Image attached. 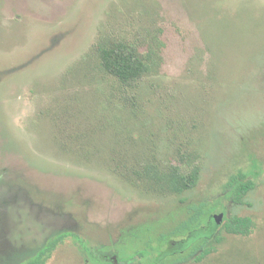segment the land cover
I'll return each mask as SVG.
<instances>
[{
	"label": "rangeland",
	"instance_id": "rangeland-1",
	"mask_svg": "<svg viewBox=\"0 0 264 264\" xmlns=\"http://www.w3.org/2000/svg\"><path fill=\"white\" fill-rule=\"evenodd\" d=\"M117 39L156 61L137 86L98 67L95 46ZM185 158L199 176L181 194L133 173ZM238 174L254 183L244 204L224 193ZM197 202L215 210L207 232L220 209L255 228L188 264H264V0H0V264L62 230L91 247L155 236ZM78 245L45 264H90Z\"/></svg>",
	"mask_w": 264,
	"mask_h": 264
},
{
	"label": "trees",
	"instance_id": "trees-1",
	"mask_svg": "<svg viewBox=\"0 0 264 264\" xmlns=\"http://www.w3.org/2000/svg\"><path fill=\"white\" fill-rule=\"evenodd\" d=\"M98 53V67L105 74L113 77L116 83L125 89L137 86L147 74L155 71L156 61L151 55L143 54L138 46L122 40H105L95 46ZM127 100V99H125ZM125 105V104H123ZM184 154V153H183ZM187 155H189L187 153ZM194 154L190 155L193 157ZM140 169L133 173L144 182L157 185L169 193L181 194L196 185L199 167L194 159H181L178 163L161 165L156 161L141 163ZM245 175L231 176L225 189V197L232 204H244L245 196L253 188V181L245 179ZM207 202L192 203L187 206L186 217L166 230L161 228L158 234L150 236V227L136 226L122 228L117 238L109 245L89 246L81 236L73 231L62 230L49 236L40 247L15 260V264H45L52 252L63 240L72 236L79 243V252L90 261V264H109L105 254L109 249L118 255L119 264H188L202 262L209 255L218 251L219 245L226 234L248 237L255 228L253 219L248 216L228 214L227 209H220L222 224L216 226L213 232H207L208 216L215 210ZM227 207V206H225ZM142 229L145 234L139 233ZM194 240L188 245L187 239ZM176 239H179L176 241ZM130 242L141 243L143 247L132 255L124 257L123 246ZM180 243L182 245H176ZM83 245V249L81 246ZM181 246V247H180ZM184 246L183 249H181ZM166 248V259L156 260L157 256ZM112 262V261H111Z\"/></svg>",
	"mask_w": 264,
	"mask_h": 264
},
{
	"label": "flooded vegetation",
	"instance_id": "flooded-vegetation-1",
	"mask_svg": "<svg viewBox=\"0 0 264 264\" xmlns=\"http://www.w3.org/2000/svg\"><path fill=\"white\" fill-rule=\"evenodd\" d=\"M195 238V237H194ZM176 245H182V244H180V243H176ZM181 247V246H180ZM184 247H182L181 249H183ZM167 250H166V248L164 249V251L162 252V253H160L158 256H157V259L156 260H158V261H160V260H163V259H166V255H167V252H166ZM110 253H106L104 256H105V259H107L108 261H110V263H115V262H111L112 260L111 259H113V256L114 255H116L117 256V264H119V262H118V255L117 254H113L112 253V255L110 254ZM160 259V260H159Z\"/></svg>",
	"mask_w": 264,
	"mask_h": 264
},
{
	"label": "water",
	"instance_id": "water-1",
	"mask_svg": "<svg viewBox=\"0 0 264 264\" xmlns=\"http://www.w3.org/2000/svg\"><path fill=\"white\" fill-rule=\"evenodd\" d=\"M222 213H220L219 212V214H214L213 215V217H214V221H215V224H216V226L220 223V221H221V219H222ZM211 219V218H210ZM207 225H208V228H210V221L208 220V223H207ZM112 260V262H117V256L116 255H114L113 256V259H111Z\"/></svg>",
	"mask_w": 264,
	"mask_h": 264
}]
</instances>
